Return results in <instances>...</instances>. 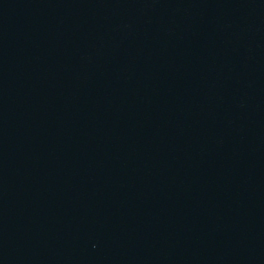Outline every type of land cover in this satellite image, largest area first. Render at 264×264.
Here are the masks:
<instances>
[{
    "label": "water",
    "instance_id": "obj_1",
    "mask_svg": "<svg viewBox=\"0 0 264 264\" xmlns=\"http://www.w3.org/2000/svg\"><path fill=\"white\" fill-rule=\"evenodd\" d=\"M160 0H0V264H104Z\"/></svg>",
    "mask_w": 264,
    "mask_h": 264
}]
</instances>
